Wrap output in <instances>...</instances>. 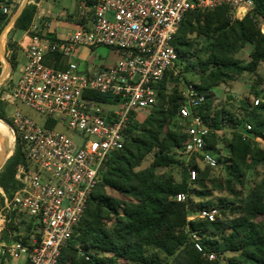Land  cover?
I'll list each match as a JSON object with an SVG mask.
<instances>
[{"label": "built area", "instance_id": "1", "mask_svg": "<svg viewBox=\"0 0 264 264\" xmlns=\"http://www.w3.org/2000/svg\"><path fill=\"white\" fill-rule=\"evenodd\" d=\"M224 4L233 9L232 18L254 16L264 32V18L255 12L254 0H79L76 29L57 34L45 22L48 31L29 34L18 76H10L0 88V99L11 107V130L20 133L29 160L28 166L18 168L22 186L12 197L0 187V233L7 230L13 211L33 218V223L27 243L9 229V239L0 238V264L58 263L63 247L74 240V227L102 179L104 164L122 148L127 129L156 104L154 84L167 71L179 75L174 38L181 21L190 11ZM1 10L10 12L7 4ZM100 48L112 52L116 61L95 70L81 69L82 61L98 55ZM88 91L109 94L111 100L100 101ZM180 95L174 127L186 132L188 140L173 146L171 153L187 173L188 189L173 198L186 202L189 241L213 260L217 252L206 248L189 222L213 221L219 208L194 205L189 187L198 174L195 158L219 166L205 137L226 127L215 129L203 120L199 109L206 92L194 83L183 82ZM22 103L44 115L46 122L24 112ZM48 120L55 125H47ZM239 131L264 148V137L254 135L249 123Z\"/></svg>", "mask_w": 264, "mask_h": 264}, {"label": "trees", "instance_id": "2", "mask_svg": "<svg viewBox=\"0 0 264 264\" xmlns=\"http://www.w3.org/2000/svg\"><path fill=\"white\" fill-rule=\"evenodd\" d=\"M10 1L0 0V33L10 17L1 6ZM37 1L26 5L10 29L6 44L13 70L19 65V47L13 40V30L30 28ZM254 10L264 18V0H254ZM232 15L233 9L226 4L185 15L174 38L179 75L167 71L154 84L156 104L127 129L122 148L114 151L104 164L102 179L74 227V240L63 247L57 264H264V167L261 178L247 187L251 170L264 166V148L239 131L249 123L254 135L264 137V88L252 87L254 98L263 96L257 103L254 98H242L236 110L231 104L217 107L213 91L214 87L232 84L244 73L252 74L256 83H264V75L259 72L264 65V32L251 14L243 18ZM248 44L252 48L246 60L238 53ZM1 65L0 60V73ZM182 81L194 83L206 92L199 114L208 125L215 129L231 128L225 172L195 158L193 165L198 174L189 187L194 205L221 209L213 221L196 218L189 222L191 229L203 236L206 248L217 252L219 257L213 260L204 257L189 241L185 232L186 202L173 198L188 189L186 171L177 180L173 173L159 170L177 162L171 149L188 140L186 132L174 127ZM88 92L100 101L111 100L109 94ZM7 114V104L0 99V120L12 126ZM47 125L53 126L55 122L48 120ZM15 138V151L0 169V187L9 197L22 186L16 176L19 166L29 165L25 143L16 130ZM205 139L217 152L219 132H211ZM152 152V162L139 168ZM215 191L227 194L217 202L211 198L195 199ZM2 203L3 199L0 206ZM32 223L33 218L13 211L7 228L27 243ZM228 253L231 255L227 256Z\"/></svg>", "mask_w": 264, "mask_h": 264}, {"label": "rangeland", "instance_id": "3", "mask_svg": "<svg viewBox=\"0 0 264 264\" xmlns=\"http://www.w3.org/2000/svg\"><path fill=\"white\" fill-rule=\"evenodd\" d=\"M58 3L60 4V7L65 6V4H73V7L75 6V1L74 0H57ZM23 0H12L10 1L7 5L10 8V12L8 13L10 15V18L15 14V12L19 9L20 5L22 4ZM32 2V0H31ZM61 15H56V17L60 18ZM63 16V15H62ZM12 27L10 26L9 29L7 30L8 32L6 33V38H5V42H4V49L6 50V54L7 57L9 56V51H7V38L10 32V29ZM64 29L62 28L60 31H63ZM16 32V33H15ZM16 34V35H15ZM21 34L20 31L17 30H13L12 36L14 37H18ZM14 40V39H13ZM16 42V41H15ZM18 46V45H17ZM252 45L248 44L242 51H240L238 53V56L240 58L243 59H249V51L251 50ZM104 49V48H102ZM106 50V49H105ZM98 53H102V54H106L103 53L101 51V49H99ZM0 60L2 62V70L1 73L3 71V68H5V62L4 59L2 57V55L0 54ZM11 64V63H10ZM259 72L264 75V65L260 66L259 68ZM0 73V75H1ZM12 76V78H16L18 76V68L13 70L12 66L9 69V72L7 74V76L5 77V80L2 81V83L0 84V88H3V84L9 80V77ZM255 77L252 74L249 73H244L242 76L238 77L237 80H235L232 84L230 85H221L219 90H214L216 91L215 93L217 95H215V105L217 107L222 106L224 104H231L233 110H236V108H238V106L240 105V100L244 97H250V99H253L254 97H256V95L254 94V92L251 91L252 87H256L257 90H262L261 88V84H258L255 82ZM183 84V81L179 83V89H181V85ZM259 96H263L262 94H259ZM19 107L26 112L28 115H30L31 117L35 118L37 121L45 123L46 122V117L42 114H40L39 112H37L36 110L32 109L31 107L25 105V104H19ZM7 117L10 118V114H11V107H7ZM2 120V119H1ZM7 127L9 128V130L11 131V133L13 134L14 137V146H13V152L15 151L16 148V138L14 133L11 130V127L9 126L8 123H6L4 120H2ZM228 128V127H226ZM226 128H224V130L219 132V144H218V151L217 152H213V154L217 157V158H221L218 159L219 160V166H218V170L222 173L225 172V167H226V163H227V155H228V146H229V142H230V130H227ZM13 154V153H12ZM153 155L154 153H150L141 163L139 168H144L146 166H148L152 160H153ZM203 165V163H202ZM263 165L257 167V169H253L251 170V172L248 175V179H247V187H250L255 181L259 180L261 178L262 172H263ZM160 171H168L174 174L175 178L177 180L181 179L182 173H183V169L181 167V164L178 163V160L176 163L172 164L169 167L166 168H161L159 169ZM227 193L226 192H220V191H215L212 195L210 196H206V197H195V199L197 201H201V200H209L214 199L215 202L218 201V199L221 196H225ZM0 201H2V198H0ZM3 205V203L1 204ZM221 209H219L220 211ZM229 214L230 212L227 211ZM231 254L228 253L227 256H230ZM224 262L226 263V260L224 258Z\"/></svg>", "mask_w": 264, "mask_h": 264}, {"label": "crops", "instance_id": "4", "mask_svg": "<svg viewBox=\"0 0 264 264\" xmlns=\"http://www.w3.org/2000/svg\"><path fill=\"white\" fill-rule=\"evenodd\" d=\"M74 1H75L74 7L72 2L71 4H65V6L60 7V4L58 3L57 0H38L36 2L37 8L30 28L26 31L17 30L20 31L21 34L18 37L15 36L13 37L14 41H16V44L19 47V62H21L24 56V47L27 46V44L29 43V34H33L36 31H40L41 33L48 31L47 28L44 27L45 22H48L50 30H53L57 34L70 32L76 29L77 27L76 24L78 22L77 9H78L79 0H74ZM56 15H61V16L60 18L58 17L55 18ZM62 28L64 30L60 31ZM100 49L103 53L106 52V54L99 53L98 55L96 54L92 56L90 55V57H87L88 60L82 61L80 68L83 70H85L86 68L95 70L101 67L102 65H108L116 61V57L112 52H110L106 48L104 49L100 48ZM49 61H51L52 63L54 62L52 58H50ZM220 86L214 87L213 91L219 90ZM7 230H4L3 232L0 233V238H3L4 240L9 239V234Z\"/></svg>", "mask_w": 264, "mask_h": 264}, {"label": "bare ground", "instance_id": "5", "mask_svg": "<svg viewBox=\"0 0 264 264\" xmlns=\"http://www.w3.org/2000/svg\"><path fill=\"white\" fill-rule=\"evenodd\" d=\"M9 26L10 25H8L4 29V31L1 35V38H0L1 45L3 48H4L6 33L8 32L7 30L9 29ZM4 62H5V60H4ZM5 68H6V64H5ZM5 68H3V69L6 70ZM6 76H7V72H5L4 77H6ZM13 144H14L13 134L11 133V131L9 130L7 125L0 120V156L3 157L2 161H4V159H6L7 157L11 156V154L13 153V146H14Z\"/></svg>", "mask_w": 264, "mask_h": 264}, {"label": "water", "instance_id": "6", "mask_svg": "<svg viewBox=\"0 0 264 264\" xmlns=\"http://www.w3.org/2000/svg\"><path fill=\"white\" fill-rule=\"evenodd\" d=\"M29 2H31V0H23V2H22V4L20 5L19 9L15 12V14L10 18V20L8 21V23H7V24L4 26V28L2 29V31H1V33H0V38H1V35H2L3 31H4V29H5L8 25H10L11 27L14 25L15 21H16V20L18 19V17L21 15V13L23 12L24 8L26 7V5H27ZM10 26H9V27H10ZM0 54L2 55V57L4 58V60H5V62H6V68H5L6 70L3 69V71H2V73H1V75H0V84H1L2 81L5 80V77H4L5 72H7V74H8L9 69H10V67H11L10 60H9V58L7 57V54H6V50H5V49L2 47V45H1V40H0ZM11 155H12V154H11ZM7 158H8V157H7ZM7 158L4 159V161H2V160H3V157L0 156V169H1L2 166L5 164ZM22 177H23V174L20 175V178H22Z\"/></svg>", "mask_w": 264, "mask_h": 264}]
</instances>
